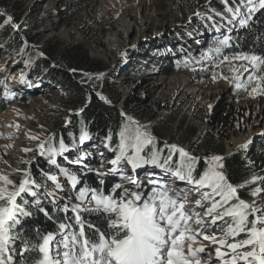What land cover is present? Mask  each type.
Segmentation results:
<instances>
[{"label": "snow or ice", "instance_id": "snow-or-ice-1", "mask_svg": "<svg viewBox=\"0 0 264 264\" xmlns=\"http://www.w3.org/2000/svg\"><path fill=\"white\" fill-rule=\"evenodd\" d=\"M247 3L252 4V0H247ZM259 7L264 9V0H259ZM227 11L233 12L234 16L240 14L239 7L235 10L228 8ZM249 11H255V7ZM12 20L13 17L8 15L4 23ZM246 23L245 19L240 21L242 26ZM12 27L17 25L12 23ZM229 39L225 37L219 44L226 45ZM213 51L219 53L220 48ZM226 62L233 74L231 79L215 71L216 67L224 66ZM245 74L247 79L241 80ZM104 75L101 72L96 78ZM218 76L233 83L237 89L247 88L255 82L249 95H264V55L237 52L224 56L213 66L212 79L216 80ZM97 95L110 103L103 95ZM121 115L125 116L127 123L118 133L116 148H109L115 151V157L108 161L113 167L107 171L97 170L100 177L119 174L121 182L107 191L103 187L80 188L75 197L78 203L66 202L62 209L73 213L72 217H65L72 222L58 223L57 231L42 235L39 243L30 245L29 241H22L23 247L19 252L15 247L16 240L20 238L16 229L21 225L22 218L32 214L26 210L30 202L24 200L23 194L35 197L37 193L32 189L40 186L30 178L27 170L18 184L8 174L0 173V264H24V253L28 251L39 253V258L32 264H209L211 256L203 260L200 254L210 246H216L215 255L221 264H264V207L257 205L255 200L249 203L240 199L238 195L240 188L264 181V177L253 176L244 184L234 185L224 171L223 156L201 158L185 147L167 141L160 146L157 137L146 126L139 125L124 113ZM89 138L88 132L82 129L80 142ZM106 139L110 140L111 134ZM38 147L41 155L51 154V164H56L54 156L68 149L62 139L59 148L51 144L46 146L45 141H41ZM239 147L244 148L246 144ZM23 151L32 149L25 148ZM177 155L179 159L174 160ZM81 159L83 157L75 162L80 163ZM201 159L205 164L202 172L197 167ZM145 166L159 169L163 175L149 172L147 184H143L138 178V170ZM129 168L132 175L127 174ZM60 172L68 177L73 187L77 185L76 175L69 174L65 168H60ZM169 175L190 187H174L167 179ZM47 178L56 182V189L62 187L55 175H48ZM103 183L101 179L100 184ZM261 192L264 189L257 187L251 195L255 197ZM190 193L197 198L191 199ZM47 195L53 196L51 202L56 204L54 193ZM18 198L23 200V204L18 203ZM33 203L39 207L40 201ZM39 210L49 215L45 208L40 207ZM93 212L103 216L107 229L101 230L84 219L83 213ZM217 229L221 233L219 236ZM242 233L246 238L236 239ZM58 236L60 239H57ZM229 238H232L231 242ZM16 255L21 257L18 262L15 261Z\"/></svg>", "mask_w": 264, "mask_h": 264}, {"label": "rangeland", "instance_id": "rangeland-1", "mask_svg": "<svg viewBox=\"0 0 264 264\" xmlns=\"http://www.w3.org/2000/svg\"><path fill=\"white\" fill-rule=\"evenodd\" d=\"M13 1L15 0H0V15L3 16V20L1 21L3 23L0 25V81L3 82L0 83V103L5 102L4 108L0 111V173L8 174L18 184L19 180L24 177L25 169L23 167L29 162L33 154H40L38 145L41 141L49 143L56 130H63L70 139L69 145L65 141L68 149L55 158L56 164H53V171L49 174L59 176V183L62 187L56 189L51 183L46 186L45 184L43 186L39 185V188L33 187L32 190L37 195L34 197L26 193L24 196L25 200H28L30 203L39 200L42 205L45 203L53 205L51 202L53 196H48L47 193H54L58 209H62L63 205L69 201L71 203H78L75 197L79 189L87 186L81 177H78V183L75 187L71 186L68 177L60 172V168H65L69 174L75 175V172L72 170V165L75 163L62 161V159L67 158L65 155H69V157L75 160L83 157L78 164L93 166L96 172L97 170L107 171L113 167L108 161L111 157H115V151L109 150V148L113 150L115 148L109 142H106L109 147H105L106 144L102 143L101 139L89 133L90 138L83 143L79 140L80 136L75 137L72 121L73 117L78 114V111H72L70 107L66 106L67 101L64 93L59 91L57 85H52L51 81L46 77L48 72L46 67L43 64L41 66L38 65V60H44L48 53L58 55V52L71 49L69 52L72 55L77 53L85 54L91 62L96 64L97 69L93 72L79 69V71H85V73H80V82L97 93L107 92L104 93L105 97L112 103L114 102L116 106H123L124 104L123 109L127 115L132 117L141 126H146V129L153 136L157 137V142L160 146H163V142L167 141L170 144L181 145L191 153V150L196 148L197 143L205 135L208 140H213L220 146L225 147V143L221 137L207 129L204 123L202 124L201 122L203 120L197 119L196 113L191 114L181 109L173 113H166L163 116L156 108L143 109L141 107L142 103L149 106L152 104L150 94L146 91L138 92V86L131 87L132 89L128 90L127 82H131L132 84L140 83L139 86L141 87L143 84L142 80L148 76L147 73L144 75L135 73L138 72V69H133V67L135 68L133 63L126 61L129 58L127 55L133 56L135 54L141 56L143 53V55L147 54V52L141 53L139 49V44L144 42H148L150 46L149 52L163 49L162 47L166 45V37L164 36L168 31L163 27L171 20H186L189 18L192 10L195 9L198 12H202L200 13L201 19H204L205 22L217 23L220 20L219 26L223 25L224 27L226 22H230L229 25L233 29L239 28L241 26L240 21L248 18L251 14L252 11H249V9L259 7V0H252V4H248L247 0H243V3L241 0H235V3H230L228 0L227 3H225V0H217L224 3L222 10L215 9L212 6L214 0L202 1L203 5L199 3V0H139L136 8L130 7L126 12L120 11L118 14H115L118 3L114 1L115 3L111 2L109 4L108 0H99V8L96 15L90 14L85 7L74 10L72 6L73 0L70 5L71 8L68 7L69 0H40L38 5H33L32 7H30L32 0H18L15 3ZM188 2L190 3L188 4ZM104 4L108 5L109 8L106 14H103L101 11ZM61 5L64 8L60 7ZM51 6L62 8H58V13L56 14L58 18L55 16V26L53 25V28L49 27L48 21L50 22V16H47L45 13V10ZM237 7L240 8L239 15L234 16L233 12L227 11L228 8L235 10ZM138 8L143 15H149L152 12V24H144L143 28L136 35L134 34L133 27L129 35L126 37L121 36V51L117 52L115 49H109L110 56L114 57L113 60L100 55L97 51L105 48L104 41L108 38L111 31L118 27L120 18L124 15L128 16L131 13L135 14V10ZM160 13L165 14L162 16L159 15ZM206 13L208 16L205 15ZM8 15L12 16L13 20L5 24L4 20ZM17 15L21 18L20 20L15 19ZM229 16H231L232 20H229ZM84 17L89 18V21L86 22L87 18ZM12 23H15L17 27L13 28ZM70 28L75 31V34H70L66 37L63 34V30H69ZM144 28L147 31L144 32ZM220 28L221 30L223 29L222 27ZM7 29L12 33L5 35ZM162 30L163 33H160ZM14 33H17L23 40L22 44L18 47L16 43H12L15 36ZM74 48L77 49L74 50ZM40 53H43V55L41 56ZM149 61H153V59ZM53 63L55 62L52 61ZM77 68H81V66ZM161 69L159 67L156 72L164 77H172L179 73L164 75ZM101 72L105 75L97 79V74ZM222 72L232 75L228 67H223ZM86 73L88 75H85ZM208 74H210V71H202V73L190 71V78L196 83L191 82L193 85L200 84L206 80H202V78H205ZM11 77L13 79L24 77L25 82L20 85L16 83V86L13 85L8 88L7 91L10 97H6L3 91L4 85L6 83L9 84ZM246 79V74L241 77V80ZM105 84L109 86L107 89H104ZM232 85L233 92L238 96L236 98L238 101L243 99L242 97L246 93L247 88L251 86L250 84L247 88L237 89L233 83ZM127 91L132 94L129 101L124 98ZM229 117L231 118V115ZM222 121L228 122V116L226 120ZM234 123L233 117L227 126H232ZM74 125L77 127L76 124ZM31 137H37V139H31ZM25 148L32 149V151L25 152L23 151ZM50 155L47 154L46 156L49 157ZM109 156L111 157L109 158ZM178 159L179 157L176 156L174 160ZM147 168L151 172L161 174L159 169L145 166L138 170V176L150 172ZM93 173L97 176L95 172ZM253 173V176L263 177V173L257 168L254 169ZM127 174H132L130 168L127 170ZM101 178H107L113 185L121 182L119 174H109ZM49 181L51 182L47 178L46 182ZM253 184L261 186L263 182L256 181ZM253 189H247V194H251ZM245 201L251 203L253 199ZM28 206L26 210L32 214L22 218L21 225L16 229L20 234V238L15 242L17 252L23 247L22 241L27 240L19 229L33 215V210L28 208ZM68 231H71V229ZM244 238L246 236L242 233L236 239ZM57 239H60V237L58 236ZM20 260V256L16 255L15 261L18 262Z\"/></svg>", "mask_w": 264, "mask_h": 264}, {"label": "trees", "instance_id": "trees-1", "mask_svg": "<svg viewBox=\"0 0 264 264\" xmlns=\"http://www.w3.org/2000/svg\"><path fill=\"white\" fill-rule=\"evenodd\" d=\"M228 1L230 3H235V0ZM189 3L190 2H188V4ZM72 6L74 10L85 7L90 14L96 15L98 13L99 0H73ZM212 6L215 9L222 10L224 8V3L214 0L212 2ZM164 14L165 13H160L159 15L163 16ZM15 19L18 20L19 15H17ZM2 20L3 16L0 15V23ZM9 31L10 30L7 29L5 35L7 33H12ZM14 34L15 36L12 43H16L18 47L22 44L23 40L17 33ZM76 49L77 48H74V50ZM70 50L58 52V55L48 53L44 60H38L39 62L37 61L38 65L41 66L43 64L48 71L46 77L51 81V84L54 86L57 85V87L61 88L67 101L66 106L70 107L72 111H80L73 117L72 121L75 137H79L81 130L84 129L90 135L98 137L101 140L109 141L110 144L116 148L119 143L118 133L127 121L123 118L117 107L104 103L90 90L87 85L80 82L79 69L93 72L97 69L95 66L96 64L91 62L85 54L77 53L72 55V53L69 52ZM228 50L231 54H235L237 52H252L257 55H264V9L260 7L255 9L250 18L247 19V23L236 31L235 38L229 43ZM52 61L55 63L52 64ZM78 66H81V68H77ZM73 69L75 71H71ZM162 71L163 73H169L171 71V67H166ZM108 87L109 86L106 85L104 89H107ZM4 103L5 102L0 103V111L4 108ZM74 124H76L77 127H75ZM109 134H111L110 140L106 139ZM66 135L67 134L63 132V130H56L53 133L50 142H46V146L47 144H51L52 146L59 148V142L61 139L64 142L66 141L69 145L70 139ZM220 150H222V146L213 140H208V138H206L197 144L194 151L202 158L207 154ZM46 155L47 154H33L29 162L23 167L30 173V178L35 180L36 184L42 186L47 183V176L53 171V164L49 162V157ZM57 156L58 155L53 158L55 159ZM197 167L200 172L204 170L205 164L202 159L198 162ZM72 170L75 172L77 177H81L88 188L103 187L107 191L110 190L113 185L111 181L106 179H102L104 183L101 185L100 179L93 175L91 167L85 168L82 166L72 165ZM224 171L230 181L235 185L244 184V182L250 180L253 175L252 168L246 164L245 160L237 152L232 153L225 159ZM254 186L255 184H248L245 185V187L240 188V197H249L246 190ZM23 195L25 196L26 194ZM18 203L23 204V200L18 198ZM40 207L45 208L49 215H45L41 212L39 210ZM28 208L33 210V215L25 224H22L19 230L30 244L39 243L42 235L48 232H56L58 223L72 222L70 220H66L65 217H72L73 213L71 211L64 212L62 210L63 208L58 209L59 207L56 205L45 203L44 205L40 204L39 207H37L31 202ZM82 215L85 220L90 221L101 230L107 229L106 220L101 214L93 212L83 213ZM86 231L90 230L86 229ZM38 258V251L25 252L23 257L24 264H32V261Z\"/></svg>", "mask_w": 264, "mask_h": 264}, {"label": "bare ground", "instance_id": "bare-ground-1", "mask_svg": "<svg viewBox=\"0 0 264 264\" xmlns=\"http://www.w3.org/2000/svg\"><path fill=\"white\" fill-rule=\"evenodd\" d=\"M108 1L109 4L114 1L118 3L115 14H118L120 11L126 12V10L130 7L136 8V4L139 2V0ZM202 1L204 2L206 0H199L201 5L204 4ZM60 7L63 8L62 5ZM60 7H46L47 9L45 10V13L47 16H50V22L48 21L50 28H53V25L55 24L54 19L55 16L57 17L56 14L58 13V8ZM101 11L103 14H106L109 11L108 5L104 4ZM196 11V9L192 10L190 17L197 15ZM140 14V9L138 8L135 10V14L131 13L128 16L124 15L121 17L118 27L116 26L117 28H114L109 34L108 38L105 39V48H101L97 52L103 57H108L109 60H113L114 57L110 56L109 49H115L117 52L121 51V36L126 37L129 35V33L133 30V27L134 34L136 35L143 28L144 24H152L153 14ZM230 17L231 16H229V20H232ZM87 20L89 19L87 18ZM172 24L173 23L169 24V26ZM220 27H222L223 30L229 28L228 24L224 25L225 28L223 25H220L219 28ZM63 31V34L66 35V37H68L70 34H75V31L71 28L69 30L65 29ZM189 76L190 75L188 72H183L180 74L178 73L172 77H164L160 76L158 73H154L149 78H144L142 80L143 84L141 87L139 86L140 83L132 84L131 82H127V87L129 90L131 87L138 86V92L146 91L148 94H150L152 104L149 106L142 103L141 106L145 110H148L151 107L156 108L163 114V116L166 113H173L181 109L191 114L196 113L197 119L199 118L200 121L203 120L201 122L205 123L207 127L216 129V131L221 134L228 149L242 142H249L251 139L254 141L256 140L254 130H258L260 125H264V100L253 95L249 97L247 96L243 101L237 102L229 95L231 91L229 82H224L223 80H218V82H216V80H206V82L204 81L200 84L193 85ZM24 82V77L18 79H13V77H11L9 84L6 83L4 85V95L6 97H10L7 89L13 85L16 86L17 84H23ZM125 96L126 100L129 101L132 94L127 91ZM229 115H231V118L234 117L235 123L234 125L228 127L227 124L230 123L231 119ZM227 116L229 121H222L226 120ZM261 155L264 157V154ZM110 157L111 156H109V158ZM113 158L114 157H111L109 161ZM263 166L264 165H260L258 169L260 171H264ZM56 177L57 181H59V176ZM167 178L172 182L175 180L170 175ZM176 187L188 188L190 186L188 185V187H183L182 185H178ZM191 194L193 195L194 193L189 194L191 199L197 198L196 196L192 197Z\"/></svg>", "mask_w": 264, "mask_h": 264}, {"label": "built area", "instance_id": "built-area-1", "mask_svg": "<svg viewBox=\"0 0 264 264\" xmlns=\"http://www.w3.org/2000/svg\"><path fill=\"white\" fill-rule=\"evenodd\" d=\"M17 1L18 0H15L13 2L15 3ZM39 1L40 0H32L30 2V7H32L33 5H38ZM71 3H72V0H69V6L68 7H70V8H71V6H70ZM196 13H197V15L191 16V17L189 16V18H187L186 20L182 19L180 21L179 19H177L174 21L171 20L170 22H167L166 26L163 27V28H166L168 30L166 32V35L164 36V37H166L165 38L166 39V45L162 47L163 49L154 50L152 52H149L150 46H149L148 42H144L142 44H139V49H140L141 53L147 52V54L143 55L144 54L143 53V54H141V56L135 55V54L133 56H131L130 54H128L127 56L130 59L127 58L126 61L127 62L131 61V63H133V66H135V68L133 67V69H135V70L138 69V72H135V73H137L139 75H144L147 73V76L150 77V76H152V74L157 73L156 71H158L159 67L162 68L161 71L166 67H171V71L169 73H162V74L172 75V74L178 73V72L179 73L180 72H182V73L188 72L190 75V71H198L199 73H202V71L203 72L210 71V74H208L205 78H202V80L203 79L213 80L212 79V72H211V71H213V66L217 65L220 60H223L224 56H232L226 52L225 45L219 44V41L223 40L225 37H229L230 38L229 40H233L235 38L236 29H233V27L230 26L229 23L226 22V24H228L229 28L221 30V28H219L220 20L217 23H213L210 21L205 22L204 19H201L202 16L200 15V13H202V12L196 11ZM205 15L208 16L207 13ZM20 19L21 18H19V20ZM86 21L88 22L89 20L86 19ZM2 23L3 22H1L0 25ZM171 23H173V24L171 26H169V24H171ZM143 31L145 32V31H147V29L145 30V28H144ZM160 33H163V30ZM217 47L220 48L219 53L213 51V49H215ZM139 54H140V52H139ZM150 59H153V61H149ZM234 63H236V62H234ZM162 64H164V65H162ZM142 65H144V66H142ZM223 67L229 68V65L227 64V62L225 63L224 66L216 67L215 71L217 73H222L223 76H228L229 79H231L233 74L232 75L231 74H229V75L224 74L222 72ZM202 69H204V70H202ZM80 73H85V71H80ZM88 73H90V72H88ZM218 80H223L224 82H229L228 80L223 79L222 77H219V76L216 79V81H218ZM254 83L255 82H253V84H251V86H249L247 88L246 93L242 97L243 99L240 101H243L247 96L248 97L250 96L249 92L251 91V87L254 86ZM229 85L231 87V91H230L229 95L235 101L240 102L236 99L238 96L233 92L232 83H229ZM58 89H59V91H62L61 88L58 87ZM91 91L100 99V97L97 95V92H95V90L94 91L91 90ZM98 93L105 97L104 93H107V92H98ZM254 96H257L260 99L264 100V95H254ZM124 98L126 99V97H124ZM102 101L104 103H106L104 100H102ZM108 101H110V100H108ZM106 104L113 105L115 107L118 106V105L116 106L114 104V102L112 103L111 101H110V103H106ZM123 106H125V105L123 104ZM123 106H118L117 108L120 110L121 113H124V114H126V116H128L127 113L124 111ZM79 112L80 111H78V113ZM123 118L125 119V116H123ZM202 124H203V122H202ZM204 125H205V123H204ZM205 127L207 129L211 130L217 136L221 137V139L223 140V137L221 136V134L219 132L216 131V129L209 128L206 125H205ZM254 134L256 135L255 141L253 139H251L249 142H242V143L237 144L236 146H234L230 149H228L226 142L223 140L225 143V147L222 146L223 147L222 150L212 152V153L207 154L203 157L211 156V155H220V156L224 157V160H223V162H224L225 159L229 155H231L234 152H237L245 160L246 164L252 168V173H253L254 169H256V168L258 169L260 165H264V157L261 155V154H264V125H260L259 129L254 131ZM205 139H206V137L204 135L200 139L199 143ZM101 142L106 144V142H108V141L107 140H101ZM199 143H197V144H199ZM241 144H246V147L240 148L239 145H241ZM194 150H195V148H193L191 150V153L195 156H199L195 153ZM175 157H174V159H175ZM177 157H178V155H177ZM75 161H77V160H75ZM202 161H203V159H202ZM91 167H93V166H91ZM147 169H148V171H150L149 168H147ZM93 170H94V168H93ZM263 170H264V166H263ZM93 172H95V174L97 175V172L95 170ZM148 173L149 172H147L146 174H142V175L138 176V178L141 180V182L143 184H147L146 177H147ZM261 173H263L262 176L264 177V171H261ZM253 175H254V173H253ZM253 175H252V177H253ZM96 177L99 179L101 178L98 175ZM169 181L172 182L171 180H169ZM262 182H263V184L261 186L256 184L252 188L255 189V188L259 187V188L264 189V181H262ZM172 183L173 184H181L183 187H188V185L185 182L180 183V180H174ZM238 195H239V191H238ZM194 196H195V194L192 195V197H194ZM240 199H245V200L253 199L256 201L257 205L264 207V192L259 193L257 196H255V198L254 197L252 198V195L249 194V197H246V198L240 197ZM197 210L200 211V209H197ZM216 234H217V236L221 235V233L219 232L218 229H217ZM231 239L232 238H229L230 242H231ZM204 243L208 244L209 242L204 241ZM215 247L216 246H210L207 251L200 254L203 260H208L209 256H211V260L209 261V264H221L220 260L217 259L216 255H215ZM222 251H228V250L222 249ZM240 264H243V262H240Z\"/></svg>", "mask_w": 264, "mask_h": 264}]
</instances>
